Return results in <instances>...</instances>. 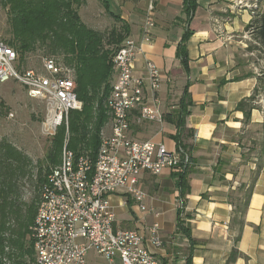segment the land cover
<instances>
[{
    "label": "crops",
    "instance_id": "crops-1",
    "mask_svg": "<svg viewBox=\"0 0 264 264\" xmlns=\"http://www.w3.org/2000/svg\"><path fill=\"white\" fill-rule=\"evenodd\" d=\"M105 1L128 25L127 38L141 49L133 75L143 76L144 61L152 62L160 73L156 97L161 111L176 109L187 95L191 106L186 128L194 132L183 137L192 158L184 197L173 169L157 176L144 173L139 182L146 194V210L141 211L127 195H112L114 227L137 231L159 264H264V154L258 152L263 144L264 101L259 103L256 97L249 122L236 110L263 79L249 58L255 50L264 51V45L255 32L250 38L244 36L253 21L249 10L233 6L238 0H196L191 12L185 10L184 0ZM147 17L153 27L150 42L143 43ZM136 116L130 120L132 139L176 150L173 125L138 123ZM250 129L255 130V138L248 136ZM248 188L251 195L239 234L234 219H240L237 207ZM154 222L160 225L159 248L147 242V230ZM233 252L235 259L230 261ZM86 260L103 264L93 252Z\"/></svg>",
    "mask_w": 264,
    "mask_h": 264
},
{
    "label": "built area",
    "instance_id": "built-area-1",
    "mask_svg": "<svg viewBox=\"0 0 264 264\" xmlns=\"http://www.w3.org/2000/svg\"><path fill=\"white\" fill-rule=\"evenodd\" d=\"M261 0H238L233 6L246 8L252 18L257 15ZM153 10L149 5L148 13ZM152 20L147 17L143 27V43L150 42ZM255 32L250 27L245 37ZM253 44L259 47L256 41ZM259 50V51H258ZM252 56H262L260 49ZM141 53L133 39L126 38L112 55L115 74L107 99L110 116L109 134L101 133L95 158L78 157L67 148V138L60 154V163L53 167L42 185L36 215L30 227L35 253L34 264H88L89 252L95 253L103 264H159L135 230L115 228L116 215L110 203L112 195H127L141 211H145L146 194L139 178L147 173L157 176L165 169H176L188 162L182 150H168L152 141L132 139L130 120L138 123L164 122L156 92L160 73L155 65L144 61V75H133L135 58ZM255 69L264 79V64ZM18 56L0 35V86L15 82L25 88L31 99L45 106L41 134L48 139L64 125L67 131L71 111H81L83 104L76 97L71 72L53 58H43V73L21 71ZM264 93V86L262 89ZM263 103V94L259 95ZM160 225L154 222L147 230V242L159 248Z\"/></svg>",
    "mask_w": 264,
    "mask_h": 264
},
{
    "label": "trees",
    "instance_id": "trees-1",
    "mask_svg": "<svg viewBox=\"0 0 264 264\" xmlns=\"http://www.w3.org/2000/svg\"><path fill=\"white\" fill-rule=\"evenodd\" d=\"M89 0H0V9L5 11L7 26L3 30V41L18 56V64L25 62L26 56L43 50V58H53L57 64L71 72L75 84V93L83 107L81 111H71L68 116L67 131L60 126L45 148L42 162L32 166L30 158L5 138L0 140V264H34L35 253L30 227L33 224L39 194L50 170L60 163V154L67 138V148L76 157L88 154L92 159L101 142V133L109 124L110 116L107 99L114 81L111 58L115 50L128 36V25L114 14L105 0L97 1L115 26L101 33L87 25L82 19L80 8ZM196 0H184L186 11H193ZM264 2L261 0L260 2ZM257 38L264 45V9L257 14L251 24ZM60 59V62L55 57ZM184 58V53H181ZM42 58V59H43ZM24 61V62H23ZM23 62V63H22ZM251 97L240 101L236 110L249 122L251 111L255 108L256 97L263 94V79ZM191 101L189 97L179 102L176 109L163 115L165 122L173 125L176 134L173 140L177 150H182L188 162L174 169L173 177L181 191V197L187 193L186 176L192 162L191 146L183 137H192L194 132L186 128ZM263 144L260 155L264 154V121L261 125ZM261 157H259V160ZM35 169V175L33 170ZM35 178L38 195L23 201L21 181ZM251 195V188L244 192L237 207L234 223L238 232L242 231V217ZM178 229L182 225L178 222ZM239 235L235 241H238ZM236 253L230 257L235 259Z\"/></svg>",
    "mask_w": 264,
    "mask_h": 264
},
{
    "label": "rangeland",
    "instance_id": "rangeland-1",
    "mask_svg": "<svg viewBox=\"0 0 264 264\" xmlns=\"http://www.w3.org/2000/svg\"><path fill=\"white\" fill-rule=\"evenodd\" d=\"M260 6L258 12L261 13L264 9L263 1ZM79 10L84 22L101 33H105L115 26L112 19L105 14L97 1L89 0L88 4L86 6L83 5ZM5 21V11L0 9L1 36H3V30L7 26ZM261 53L262 56L256 55V57L249 58L256 66L260 65L258 60L264 59V51L261 50ZM46 55L47 53L43 50H38L36 53L26 56L25 62L23 61L24 63L22 62L23 64L18 67L21 71L33 70L43 73L42 58ZM55 58L62 63L60 59ZM44 117V104L39 100L29 98L25 88L20 84L8 82L0 86V140L5 138L13 143L30 158L33 167L43 161L45 148L50 140L41 134V122ZM109 131L108 124L102 132L108 135ZM248 136L255 138V130L250 129ZM258 152L260 154V148ZM33 175H35V169L33 170ZM21 190L23 201L28 202L35 198L39 192L35 185V178H24L21 181ZM118 220L120 219L118 218ZM121 228L125 229V227Z\"/></svg>",
    "mask_w": 264,
    "mask_h": 264
}]
</instances>
